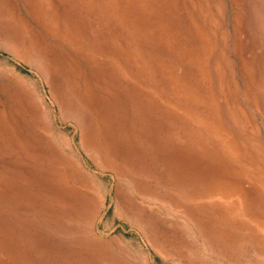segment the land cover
Instances as JSON below:
<instances>
[{"label": "rangeland", "instance_id": "rangeland-1", "mask_svg": "<svg viewBox=\"0 0 264 264\" xmlns=\"http://www.w3.org/2000/svg\"><path fill=\"white\" fill-rule=\"evenodd\" d=\"M0 264H264V0H0Z\"/></svg>", "mask_w": 264, "mask_h": 264}]
</instances>
